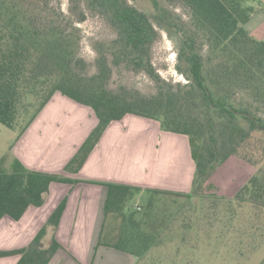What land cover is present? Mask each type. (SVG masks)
<instances>
[{
    "label": "trees",
    "instance_id": "obj_1",
    "mask_svg": "<svg viewBox=\"0 0 264 264\" xmlns=\"http://www.w3.org/2000/svg\"><path fill=\"white\" fill-rule=\"evenodd\" d=\"M56 1L0 0V124L19 136L59 92L89 107L96 118L65 172H78L106 127L126 114L186 136L194 166L188 192L101 183L106 190L97 245L129 253L135 264H180L179 245L196 227L197 204L207 203L201 221L216 219L217 210L232 203L264 208V39L253 38L243 27L259 0H150L152 14L128 0H68L64 13ZM176 5L186 9L187 21ZM86 12L102 18L113 33L95 43L92 63L79 54L77 24ZM158 29L176 47L175 70L184 82L162 78L152 63ZM115 68L145 74L154 91L111 87ZM231 156L256 170L225 200L215 195L209 178ZM77 181L31 170L16 158L4 168L0 159V219L18 220L29 206H40L53 182ZM159 194L184 200L173 210L176 201ZM64 205L65 199L27 245L0 250V256L18 255L15 264H47L61 245L52 237L44 246L42 239L48 227L57 226ZM186 206L191 215L182 209ZM188 257L182 264H195Z\"/></svg>",
    "mask_w": 264,
    "mask_h": 264
},
{
    "label": "crops",
    "instance_id": "obj_2",
    "mask_svg": "<svg viewBox=\"0 0 264 264\" xmlns=\"http://www.w3.org/2000/svg\"><path fill=\"white\" fill-rule=\"evenodd\" d=\"M256 6L257 11L264 9V0ZM95 124L89 107L55 92L19 136L15 131L9 147L10 162L16 158L31 170L78 181L51 183L43 203L29 206L18 220L3 216L0 250L27 245L65 199L57 226L48 227L42 239L44 246L52 237L61 245L47 264L136 263V257L129 253L97 245L106 190L101 183L188 192L194 166L187 138L161 131L156 121L126 114L106 127L78 172H65L64 165ZM17 260L15 254L0 256V264H15Z\"/></svg>",
    "mask_w": 264,
    "mask_h": 264
},
{
    "label": "rangeland",
    "instance_id": "obj_3",
    "mask_svg": "<svg viewBox=\"0 0 264 264\" xmlns=\"http://www.w3.org/2000/svg\"><path fill=\"white\" fill-rule=\"evenodd\" d=\"M128 1L148 14L153 12L150 0ZM160 1L162 2V0ZM56 3L64 13L68 12V0H57ZM256 3L255 7L257 8ZM174 10L183 20H188V14L184 7L176 5ZM263 10H256L243 24L249 34L258 40L264 39ZM77 26L80 30L79 54L92 63L96 55L95 43L112 38L113 33L102 18L89 12H86L85 20L78 23ZM158 30L159 37L151 51L152 63L162 78L172 82H184L183 77L175 70V45L165 32ZM109 85L113 88L125 85L143 93L154 91L153 82L148 76L143 73L129 72L123 68L114 69ZM14 136V130L0 124V159H2L4 168L9 166V147ZM255 170L256 167L253 165L231 156L213 172L209 181L215 187L216 196L231 200L238 190L247 183ZM158 197L167 202L174 199L176 204L170 206L173 210L178 206V202L184 200L168 194H159ZM206 204H197L194 214L197 218L196 227L185 234L187 243L179 245L180 253L177 257L181 258L180 264L183 263L186 255L195 264H260L264 260V208H254L248 202L232 203V206H228L225 211L219 208L217 211L220 212L216 219L211 216L209 220L201 221L200 218L206 214ZM182 209L186 211V215H191L187 211V206ZM232 210L233 212H231ZM173 230L177 231L175 226ZM173 236L179 242L178 233ZM193 246H195L194 249L191 248Z\"/></svg>",
    "mask_w": 264,
    "mask_h": 264
}]
</instances>
